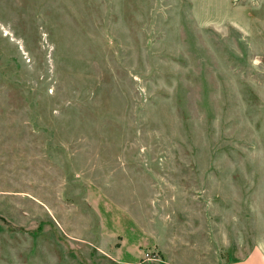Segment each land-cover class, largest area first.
<instances>
[{
	"label": "rangeland",
	"instance_id": "rangeland-1",
	"mask_svg": "<svg viewBox=\"0 0 264 264\" xmlns=\"http://www.w3.org/2000/svg\"><path fill=\"white\" fill-rule=\"evenodd\" d=\"M264 255V0H0V264Z\"/></svg>",
	"mask_w": 264,
	"mask_h": 264
},
{
	"label": "crops",
	"instance_id": "crops-1",
	"mask_svg": "<svg viewBox=\"0 0 264 264\" xmlns=\"http://www.w3.org/2000/svg\"><path fill=\"white\" fill-rule=\"evenodd\" d=\"M234 264H264V255L261 252L254 250L245 258L235 262Z\"/></svg>",
	"mask_w": 264,
	"mask_h": 264
}]
</instances>
